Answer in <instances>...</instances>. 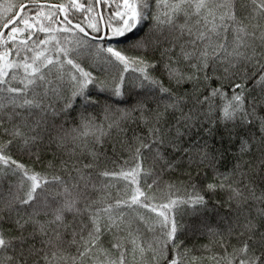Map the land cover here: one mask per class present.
Here are the masks:
<instances>
[{
  "label": "snow or ice",
  "instance_id": "1",
  "mask_svg": "<svg viewBox=\"0 0 264 264\" xmlns=\"http://www.w3.org/2000/svg\"><path fill=\"white\" fill-rule=\"evenodd\" d=\"M0 264H264V0H2Z\"/></svg>",
  "mask_w": 264,
  "mask_h": 264
},
{
  "label": "trees",
  "instance_id": "2",
  "mask_svg": "<svg viewBox=\"0 0 264 264\" xmlns=\"http://www.w3.org/2000/svg\"><path fill=\"white\" fill-rule=\"evenodd\" d=\"M0 2H2V0H0ZM53 2H59V0H53ZM221 195H223V193H221Z\"/></svg>",
  "mask_w": 264,
  "mask_h": 264
}]
</instances>
